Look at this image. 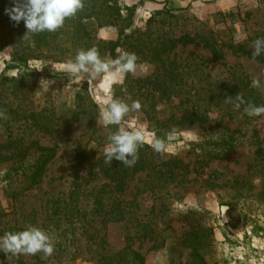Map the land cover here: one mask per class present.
<instances>
[{"label":"rangeland","instance_id":"rangeland-1","mask_svg":"<svg viewBox=\"0 0 264 264\" xmlns=\"http://www.w3.org/2000/svg\"><path fill=\"white\" fill-rule=\"evenodd\" d=\"M159 1L163 0H108V3L119 9V20L116 25H98L93 19L89 25L90 40L87 45H84L83 40L79 45L73 43L70 39L73 34L72 20L66 21L69 31L64 33V43H60L59 47H43L41 54L29 57L27 67L21 74L16 69H5L6 62L11 59L12 45L8 44L0 50V77L24 76L26 84L22 91L14 92L15 99L11 106L18 111V115L13 116L16 120L12 119V113L0 118V142L9 136L10 129L6 125L8 119L13 124V135L18 133L26 142L35 139L40 144L55 145L57 148L42 181L20 194L15 202L11 203L0 181V211L3 212L0 215V227L14 224L35 226L49 234L54 244L53 254H36V258L44 264H95L90 258L92 245L86 238L91 229L86 227L84 232L78 228V223L62 229V226H67V221L61 220L56 225L48 217L50 208L47 200H65L76 173L82 183L79 204L85 210L91 207V190L105 181L99 175L94 177L88 173L97 167L88 162L80 166L74 160L77 150H85L91 154V162H94L96 156L103 154L106 146L103 144L105 139L98 144L92 142L87 119L73 121L71 112L77 107L78 97L90 99L97 105L96 125L102 128V136L112 131L113 127L115 131L118 128L139 129L143 132L144 143L152 149L156 139L163 142L162 151L154 150L162 160L170 157L177 160V171L182 174L177 177L181 182L171 185L174 196L169 200L167 215L171 220L158 224L164 238L160 248L149 250L150 241L140 244L136 239V231L132 229V220L126 226L120 222L107 224L104 231L110 248L121 249L128 234L133 237L131 247L145 256V264H185L188 251L180 249L177 241L196 222L193 219H180L178 214L192 209L199 214L198 221L206 229V236L198 245L204 264H264V197L260 196L264 179V116L249 117L242 108L234 110L231 103L220 102L210 106L208 121L211 127H182L168 133L165 139L153 128L155 122L167 121L172 111L179 116L181 109L196 102L202 103L201 100L195 101L192 96L196 90L203 94L211 86L220 87V91L236 87L239 96L251 89L255 99L247 102L264 105V61L234 55L224 46L226 42L234 41L243 42L252 49L255 39L264 38V0H167V8H181L169 13L163 11ZM130 8L137 21L135 28H139L140 33L135 34L125 46L119 47L114 57H110L108 46L101 42L117 38L120 28L125 24L122 20ZM230 13L231 16L227 15ZM149 18L151 22L146 24ZM182 33H201L213 37L217 44L224 43L221 47L223 55L218 61H208L210 52L192 44H178L166 56L163 55V67L175 77L172 89L181 95L167 101L159 98L158 85L152 83L156 75L161 77L165 74L163 69L157 70L158 63L151 59L149 49L161 46L169 36ZM93 46L98 48L104 60L116 58L121 50L136 53L138 60L135 73L127 74L123 84H109L101 76L71 85L61 65L79 50ZM136 46H140L142 52L138 53ZM146 76L149 79L137 81ZM256 78L260 79V83L253 86L252 82ZM18 83H9L11 88L5 91L9 98H13L11 91L18 87ZM109 92L129 104L138 100L141 109L131 111L118 126L104 127L100 115ZM183 94L188 97L184 98ZM20 111L41 112L48 121L59 124V131L45 132L26 125L23 119H19ZM234 130L237 132L233 137V150L226 158L203 159V150L208 147L209 140L218 137L213 134L215 131L229 135ZM5 166V163L0 164V173ZM143 177L141 174L132 178L123 198L131 199ZM238 177L243 178L240 186L234 181ZM150 202V199H142L137 206L138 214L144 219L152 217ZM34 257L10 254L0 264H35Z\"/></svg>","mask_w":264,"mask_h":264},{"label":"trees","instance_id":"trees-1","mask_svg":"<svg viewBox=\"0 0 264 264\" xmlns=\"http://www.w3.org/2000/svg\"><path fill=\"white\" fill-rule=\"evenodd\" d=\"M149 1L155 2L156 0ZM159 3L163 5L165 13L181 10V8H167V0L159 1ZM12 4L13 0H0V50L8 44L12 45L11 59L6 62L5 69H16L20 74L27 67L28 58L41 54L43 47H59L60 43L61 45L64 43V33L69 31L65 25L66 21L72 20L73 34L70 39L73 43L79 45V42L83 40L84 45H87L90 40L89 25L93 19L96 20L98 25H116L121 15L119 9L114 4L108 3V0H84L83 9L78 11L74 17L66 19L61 29L52 33L45 31L30 35L28 39H25L24 35L27 29L23 20L17 24L5 12V9L10 8ZM227 15L231 16L232 14ZM122 21H125V24L120 28L117 38L101 42L102 45L108 46V55L110 57H114L119 47L125 46L127 41L133 38L135 34L140 33L139 28H135L137 21L133 18L131 8ZM150 22L151 19L149 18L146 24ZM178 44L181 46L192 44L207 49L211 54V57L207 59L208 61H218L223 55L221 47L224 43L219 45L213 37L201 33H182L178 36H169L160 44L161 46L151 47L149 49L151 59L158 63L157 70L161 68L165 74L164 76L161 75V77L156 75L152 83H157L158 85L159 98H165L167 101L174 96H181L172 89V82H176L175 77L163 67L165 62L163 55L166 56ZM224 46L234 55H244L251 59L264 61V54L253 58L252 49L248 48L243 42L230 41L226 42ZM136 50L138 53L142 52L140 46H136ZM145 79H149V76L139 78L137 81ZM22 80H24V83H22ZM11 81L20 82L17 85L18 87L11 91L13 93L12 99L5 94V91L11 88L9 84ZM24 85H26L24 76L21 78L0 77V112H2L0 118L5 117L6 113L14 114L12 117L18 115V111L14 110L11 105L15 99L14 92L22 91L25 87ZM210 85L213 84L211 83ZM219 88L211 86L203 94H199V91L196 90V94L192 96L193 99L203 102H196L189 107L181 109L179 116H176L175 112L172 111L167 121L155 122L153 128L156 133L165 139L168 133L182 127L199 126L201 128L206 125L211 127L210 121H208L210 106L220 102L229 104L228 100L238 95L236 87L227 91H220ZM182 96L184 98L188 97L186 94ZM241 97L246 102L255 99L251 89L243 92ZM96 108L97 105L92 100L78 97L77 107L72 110L71 116L73 121L87 119L88 130L93 136L92 142L98 144L105 139L103 144H106L108 136L116 132L115 127L112 128V131L109 130L102 136L100 134L102 133V128L96 125ZM12 119L16 120L14 117ZM19 119H23V123L26 125L35 126L45 132L59 131L57 129L59 124L56 121H48L47 117L42 115L41 112L20 111ZM6 125L10 129V133L9 136L0 142V164H6L0 173V181L4 184L6 195L13 203L20 194L34 188L42 181L48 164L56 155L57 148L55 145L40 144L35 139L26 142L18 133L12 134V121L6 119ZM235 132L237 130L225 135L215 131L213 134L218 137L209 140L208 147L203 150V159L226 158L233 150L232 143H234ZM91 159V154H87L85 150H77L74 156L77 165L81 166L88 162L91 166L97 167L96 170L90 169L88 173L94 177L99 175L105 180L98 187H94L91 190V207L89 210H85L84 206L79 204L81 201L82 183L76 173L71 180L70 189L65 200L58 198L47 200L50 208L49 219L54 220L56 225L61 220L67 221V226H62V229L73 226L74 223H78V228H82L84 232H86V227H89L91 230H88L86 238L92 245L90 258L95 264H145V256L130 245V241L133 240L132 236L126 234L125 245L121 249L116 250L107 245L104 229L111 222H120L126 226L132 220L134 222L132 229L136 231V239L140 244L144 241H150L149 250L159 249L164 243V240H162L164 238L158 224L168 223L171 220L167 216L170 210L169 200L174 196L171 193L173 188L171 185L181 182V180L177 179L178 176H182L177 171L178 168H176L178 166L177 160L172 157L168 160H162L158 153L146 143H143L140 147L139 159L133 167H126L116 159H113L108 164L105 161L104 154L96 156L94 162H91ZM141 174L144 177L140 179L134 193L131 195V199L123 198L129 182L135 175L140 176ZM234 181L235 184L240 186L243 183V178L238 177ZM262 184L260 196L264 197V179H262ZM142 199H150L151 201L149 211L152 217L149 219L142 218L137 212V206ZM1 213L3 212L0 211V215ZM178 215L180 219L182 218L186 221L193 219L196 222V225H192L177 241V246L180 249L188 251L185 264H204L205 261L201 256L198 245L206 236V229L198 221L199 214L189 209L185 212H179ZM26 227L29 226L14 224L0 227V236H3L5 232H18ZM180 253L181 250H179ZM8 255L10 254L1 251L0 261ZM32 257L34 256L32 255ZM36 257L37 255L34 257L36 259L35 264L45 263Z\"/></svg>","mask_w":264,"mask_h":264},{"label":"clouds","instance_id":"clouds-1","mask_svg":"<svg viewBox=\"0 0 264 264\" xmlns=\"http://www.w3.org/2000/svg\"><path fill=\"white\" fill-rule=\"evenodd\" d=\"M84 7V0H13L10 8L5 12L15 23L23 20L27 29L25 39L30 35L42 32H56L61 29L66 19L74 17ZM264 54V38H257L253 42L252 57ZM138 57L134 52L121 50L114 59L104 60L95 46L79 50L75 56L61 65V70L67 74L72 84H80L85 79L103 76L109 84H123L127 74L135 73ZM253 86H258L260 79L253 80ZM49 82L47 81V88ZM129 99H131L129 97ZM227 99V98H226ZM234 110L243 109L249 117L264 116V105L246 102L236 95L229 99ZM105 108L100 115L104 127L120 125L131 111L141 109V103L133 100L131 104L125 100L115 98L109 92L104 101ZM144 143L143 132L139 129L118 128L107 138L103 154L106 163L116 159L126 167H133L139 159V149ZM153 148L159 152L163 149V142L156 139ZM0 251L12 255H36L43 253L51 256L54 252L52 237L44 230L29 226L18 232H5L0 236Z\"/></svg>","mask_w":264,"mask_h":264}]
</instances>
